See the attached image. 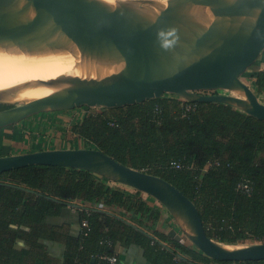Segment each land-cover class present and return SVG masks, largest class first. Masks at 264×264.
I'll return each instance as SVG.
<instances>
[{
	"label": "water",
	"instance_id": "1",
	"mask_svg": "<svg viewBox=\"0 0 264 264\" xmlns=\"http://www.w3.org/2000/svg\"><path fill=\"white\" fill-rule=\"evenodd\" d=\"M0 52L70 53L88 65L116 68L40 85L53 92L33 100L19 98L25 89L0 91V105L10 107L0 111V130L42 114L122 108L165 95L227 104L264 121L261 97L242 80L264 55V0H0ZM28 166L85 170L149 196L178 227L165 235L182 245L190 241L213 260H264V243L228 248L215 241L177 187L98 149L0 156V174Z\"/></svg>",
	"mask_w": 264,
	"mask_h": 264
},
{
	"label": "trees",
	"instance_id": "2",
	"mask_svg": "<svg viewBox=\"0 0 264 264\" xmlns=\"http://www.w3.org/2000/svg\"><path fill=\"white\" fill-rule=\"evenodd\" d=\"M252 83L264 96V71L256 73ZM6 108L0 105V111ZM72 132L83 148L98 149L177 187L194 202L215 241L264 243V121L227 104L165 95L81 115ZM74 205L79 206L75 210L81 226L77 238L69 225L48 223ZM118 209L140 224L160 219L143 193L130 194L89 171L28 166L0 174V264H106L100 257L120 256V248L131 246L142 248L150 264L228 263L167 235L151 236L126 221ZM43 242L65 245L61 263Z\"/></svg>",
	"mask_w": 264,
	"mask_h": 264
},
{
	"label": "bare ground",
	"instance_id": "3",
	"mask_svg": "<svg viewBox=\"0 0 264 264\" xmlns=\"http://www.w3.org/2000/svg\"><path fill=\"white\" fill-rule=\"evenodd\" d=\"M104 1L111 4L113 0ZM115 70L99 64H85L70 53L30 56L0 52V91L25 89L19 98L33 100L53 92L52 89L38 87L40 85L65 78L109 75ZM228 248L234 247L228 245Z\"/></svg>",
	"mask_w": 264,
	"mask_h": 264
},
{
	"label": "rangeland",
	"instance_id": "4",
	"mask_svg": "<svg viewBox=\"0 0 264 264\" xmlns=\"http://www.w3.org/2000/svg\"><path fill=\"white\" fill-rule=\"evenodd\" d=\"M119 0H113L111 4H115ZM160 5H165L167 0H156ZM256 67H251L243 76L242 80L249 85L254 91L255 87L252 83V77L256 74L253 71ZM205 94L213 95L216 92H203ZM225 95H235L230 92L221 91L217 92ZM216 93V94H217ZM182 100V99H181ZM261 101L264 103V96L261 97ZM99 109H91L90 111L84 109H76L73 111L58 112L55 114H42L35 118L28 119L16 127L14 132L12 127L4 128L0 130V153L2 149H7V153L21 154L28 151H43L51 149H78L83 148V143L79 137L75 136L72 132V126L76 119L82 115L86 116L88 113H97ZM19 139V140H16ZM113 183V182H112ZM113 185H118L113 183ZM130 194H134L136 191L124 186H121ZM144 197L149 196L144 194ZM152 201V200H151ZM158 205H161L156 201ZM162 206V205H161ZM81 226L79 222V232ZM253 244H259L255 241H248L245 244L229 245L232 247H244ZM187 245L193 248V244L188 241ZM225 245V244H224Z\"/></svg>",
	"mask_w": 264,
	"mask_h": 264
},
{
	"label": "crops",
	"instance_id": "5",
	"mask_svg": "<svg viewBox=\"0 0 264 264\" xmlns=\"http://www.w3.org/2000/svg\"><path fill=\"white\" fill-rule=\"evenodd\" d=\"M254 67H256V69L253 71L254 73L264 71V55ZM11 127L14 128L12 130L16 132L17 131L16 127H18V125L11 126ZM16 140H19V139H16ZM7 149L9 148L2 149L3 152L2 154L0 153V156L15 155L12 153H7L8 152ZM144 199L147 201L148 206L159 211L160 219L158 221H152V220L147 219L144 224L142 223L140 224L137 221L132 222L130 220L131 214L127 213L125 210L118 209L117 213L120 216L122 215L123 218L126 221H128L130 224H133L134 226L141 228V230L149 233L151 236H154L156 232L158 234L165 235L171 229H178L173 219L168 216L167 211L161 205H158V203H156V201L150 197L148 198L144 197ZM75 209L76 208H73L70 206L66 207L63 210V213L61 216L49 218L48 223L50 225H64V224L69 225L71 228L70 230L71 236L77 238L80 234L78 233L80 216H79V212H77ZM43 243L46 244L47 242H43ZM164 244L168 245L167 243H164ZM46 245H48L50 248V254L55 259L59 260V262L61 263L63 261L65 251H66L65 245L61 243H54V242H49ZM119 254H120V264H150L144 257L143 249L138 246H131L128 248L122 247L119 250Z\"/></svg>",
	"mask_w": 264,
	"mask_h": 264
},
{
	"label": "built area",
	"instance_id": "6",
	"mask_svg": "<svg viewBox=\"0 0 264 264\" xmlns=\"http://www.w3.org/2000/svg\"><path fill=\"white\" fill-rule=\"evenodd\" d=\"M99 208H102V206H100ZM83 226L84 227H87L88 224L87 222H84L83 223ZM166 246V244H165ZM101 260L105 261L106 264H120V256L118 254H113V255H110V256H105V257H100ZM178 260V258H176ZM226 264H246L244 262H228Z\"/></svg>",
	"mask_w": 264,
	"mask_h": 264
},
{
	"label": "flooded vegetation",
	"instance_id": "7",
	"mask_svg": "<svg viewBox=\"0 0 264 264\" xmlns=\"http://www.w3.org/2000/svg\"><path fill=\"white\" fill-rule=\"evenodd\" d=\"M185 101V100H184ZM8 107V106H7ZM10 107H8V108H6V109H9ZM6 109H4V110H6ZM3 111V110H2Z\"/></svg>",
	"mask_w": 264,
	"mask_h": 264
},
{
	"label": "clouds",
	"instance_id": "8",
	"mask_svg": "<svg viewBox=\"0 0 264 264\" xmlns=\"http://www.w3.org/2000/svg\"><path fill=\"white\" fill-rule=\"evenodd\" d=\"M188 246V245H187ZM194 248V247H193Z\"/></svg>",
	"mask_w": 264,
	"mask_h": 264
}]
</instances>
